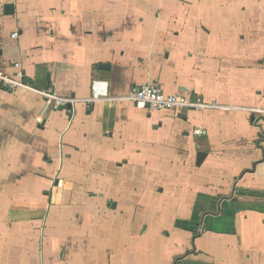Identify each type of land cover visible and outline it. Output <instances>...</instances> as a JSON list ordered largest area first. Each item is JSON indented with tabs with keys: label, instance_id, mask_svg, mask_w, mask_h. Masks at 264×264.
Returning <instances> with one entry per match:
<instances>
[{
	"label": "crops",
	"instance_id": "0c3cea01",
	"mask_svg": "<svg viewBox=\"0 0 264 264\" xmlns=\"http://www.w3.org/2000/svg\"><path fill=\"white\" fill-rule=\"evenodd\" d=\"M17 64L0 264H264V0H0ZM142 85L192 107L139 109Z\"/></svg>",
	"mask_w": 264,
	"mask_h": 264
},
{
	"label": "built area",
	"instance_id": "2783aa9c",
	"mask_svg": "<svg viewBox=\"0 0 264 264\" xmlns=\"http://www.w3.org/2000/svg\"><path fill=\"white\" fill-rule=\"evenodd\" d=\"M16 37V36H15ZM18 72L13 76H9L0 70V82L7 91H14L23 84L24 75L20 70L19 64L15 65ZM94 100H102L108 97V83L104 81H95L92 86ZM49 99L54 98L52 94H48ZM128 99L134 103L139 109H147L151 112H170L180 113L185 109L192 107L189 99L180 95H169L163 92L155 85H142L134 87ZM70 100L55 99L54 109L56 111H68L67 105ZM197 134H202L198 131Z\"/></svg>",
	"mask_w": 264,
	"mask_h": 264
},
{
	"label": "water",
	"instance_id": "95a60500",
	"mask_svg": "<svg viewBox=\"0 0 264 264\" xmlns=\"http://www.w3.org/2000/svg\"><path fill=\"white\" fill-rule=\"evenodd\" d=\"M14 5H7L6 7H5V13H6V15H12L13 13H14ZM102 68H106V66H102Z\"/></svg>",
	"mask_w": 264,
	"mask_h": 264
}]
</instances>
